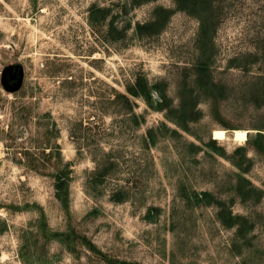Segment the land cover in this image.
Masks as SVG:
<instances>
[{"label": "rangeland", "instance_id": "obj_1", "mask_svg": "<svg viewBox=\"0 0 264 264\" xmlns=\"http://www.w3.org/2000/svg\"><path fill=\"white\" fill-rule=\"evenodd\" d=\"M263 134L264 0H0V264H264Z\"/></svg>", "mask_w": 264, "mask_h": 264}, {"label": "bare ground", "instance_id": "obj_2", "mask_svg": "<svg viewBox=\"0 0 264 264\" xmlns=\"http://www.w3.org/2000/svg\"><path fill=\"white\" fill-rule=\"evenodd\" d=\"M232 135H233V139L235 142L244 143L247 140V131L236 130L232 133ZM212 139L224 140V139H226V134L222 130H215L213 132V138Z\"/></svg>", "mask_w": 264, "mask_h": 264}]
</instances>
